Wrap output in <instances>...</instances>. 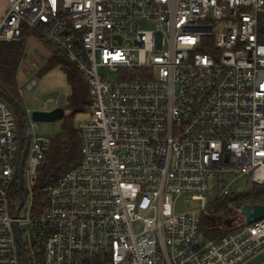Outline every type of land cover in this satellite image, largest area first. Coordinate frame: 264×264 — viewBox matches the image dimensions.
Segmentation results:
<instances>
[{
    "label": "built area",
    "instance_id": "built-area-1",
    "mask_svg": "<svg viewBox=\"0 0 264 264\" xmlns=\"http://www.w3.org/2000/svg\"><path fill=\"white\" fill-rule=\"evenodd\" d=\"M6 1L0 42L42 33L91 103L80 161L38 211L33 182L52 139L31 120L20 208L25 138L0 94V264H247L264 253V219L222 204L264 185V0Z\"/></svg>",
    "mask_w": 264,
    "mask_h": 264
},
{
    "label": "trees",
    "instance_id": "trees-1",
    "mask_svg": "<svg viewBox=\"0 0 264 264\" xmlns=\"http://www.w3.org/2000/svg\"><path fill=\"white\" fill-rule=\"evenodd\" d=\"M260 40L264 42V14L260 17L259 27ZM29 37H34L38 40H43L47 45H51L42 33L34 32L24 36L17 42H0V83L9 89L15 95L16 75L20 64L26 57V43ZM72 63V62H71ZM69 62L68 57L64 53L56 50L48 59V64L42 72H48L58 66L64 68L69 83L73 89L72 106L74 108L71 116L78 112L89 113V105L91 97L88 92V85L84 76L80 73L79 69ZM0 94L7 98L1 91ZM12 104L15 111V105L7 98ZM17 113V112H16ZM18 115V114H17ZM19 118V117H18ZM21 124V122H20ZM24 138H26V127L21 126ZM77 131L71 124L65 125L62 134L52 139L50 150L47 152L46 162L42 171L38 174L33 182V204L34 209L40 210L47 205L46 190L49 186L54 184L61 176L68 172L80 161V140ZM14 200L20 203L21 197L19 192H15ZM232 202L237 206H244L247 204H264V185L251 187L250 191L243 194L230 197L222 204ZM218 232H207V238L216 235Z\"/></svg>",
    "mask_w": 264,
    "mask_h": 264
},
{
    "label": "rangeland",
    "instance_id": "rangeland-1",
    "mask_svg": "<svg viewBox=\"0 0 264 264\" xmlns=\"http://www.w3.org/2000/svg\"><path fill=\"white\" fill-rule=\"evenodd\" d=\"M143 27L147 28L150 25L144 24ZM53 52L54 48L47 45L45 41L29 37L26 43V57L20 64L16 75V86L22 90L18 100L23 103L29 112L52 111V109L58 108L65 110L66 115L62 120L53 123H38L36 134L51 139H55L63 133L66 123L71 124L76 130L79 122L87 119L89 114L78 112L71 116L76 106H72L73 89L64 68L58 66L48 72H42L46 68L48 59ZM69 62L71 63V61ZM32 63H37L39 66L34 72L30 73L29 69ZM33 80L36 81V85L32 90L28 89L27 84ZM15 108L20 118L21 126L26 127L22 111L16 105ZM212 198L213 196L210 195L209 199L211 200ZM190 205L188 203L184 208L179 205L178 210L185 211ZM261 264H264V261Z\"/></svg>",
    "mask_w": 264,
    "mask_h": 264
},
{
    "label": "water",
    "instance_id": "water-1",
    "mask_svg": "<svg viewBox=\"0 0 264 264\" xmlns=\"http://www.w3.org/2000/svg\"><path fill=\"white\" fill-rule=\"evenodd\" d=\"M0 90L5 94V96L14 104L16 105L23 113L26 122V138H25V149L22 157V163L20 167V175H19V193L22 200V188H23V172H24V164L26 155L28 153L30 147V139H31V130H30V123L31 120L34 122H46V123H53L58 120H62L66 112L64 109L58 108L52 111H34L29 113V111L25 108L23 103H21L18 98L13 95L8 88L3 86L0 83ZM22 206V201L20 203V208ZM19 208V209H20ZM242 213L246 216V221L248 224H252L264 219V204H247L242 207ZM264 261V253L258 255L254 259H252L247 264H261Z\"/></svg>",
    "mask_w": 264,
    "mask_h": 264
},
{
    "label": "crops",
    "instance_id": "crops-1",
    "mask_svg": "<svg viewBox=\"0 0 264 264\" xmlns=\"http://www.w3.org/2000/svg\"><path fill=\"white\" fill-rule=\"evenodd\" d=\"M7 9V1L6 0H0V20L4 16Z\"/></svg>",
    "mask_w": 264,
    "mask_h": 264
}]
</instances>
